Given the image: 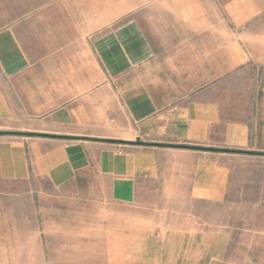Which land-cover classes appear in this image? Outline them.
I'll return each instance as SVG.
<instances>
[{
  "label": "crops",
  "instance_id": "crops-1",
  "mask_svg": "<svg viewBox=\"0 0 264 264\" xmlns=\"http://www.w3.org/2000/svg\"><path fill=\"white\" fill-rule=\"evenodd\" d=\"M263 14L264 0H0V183L95 176L141 216L166 213L163 191L193 226L139 236L145 264H264ZM32 239L31 263L49 264Z\"/></svg>",
  "mask_w": 264,
  "mask_h": 264
},
{
  "label": "rangeland",
  "instance_id": "rangeland-1",
  "mask_svg": "<svg viewBox=\"0 0 264 264\" xmlns=\"http://www.w3.org/2000/svg\"><path fill=\"white\" fill-rule=\"evenodd\" d=\"M253 26L264 33V14ZM166 194L160 191L155 199L164 215L141 216L136 209L113 202L106 185L95 176L80 177L60 190L50 189L46 181L0 183V264H32L38 246L32 237L38 234L49 264H66L70 258L77 264H145L137 248L139 236L144 239L181 225L193 226L184 216L169 214L189 209L187 201H167ZM191 210L205 222L214 220L211 205L191 204ZM141 218L142 223L134 225Z\"/></svg>",
  "mask_w": 264,
  "mask_h": 264
},
{
  "label": "trees",
  "instance_id": "trees-1",
  "mask_svg": "<svg viewBox=\"0 0 264 264\" xmlns=\"http://www.w3.org/2000/svg\"><path fill=\"white\" fill-rule=\"evenodd\" d=\"M2 134H5V133H0V135H2Z\"/></svg>",
  "mask_w": 264,
  "mask_h": 264
}]
</instances>
